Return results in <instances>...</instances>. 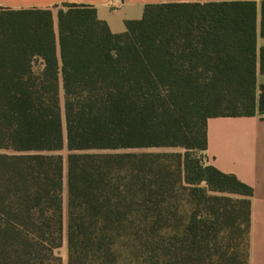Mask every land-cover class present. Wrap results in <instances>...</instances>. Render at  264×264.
Returning a JSON list of instances; mask_svg holds the SVG:
<instances>
[{
    "label": "trees",
    "instance_id": "obj_1",
    "mask_svg": "<svg viewBox=\"0 0 264 264\" xmlns=\"http://www.w3.org/2000/svg\"><path fill=\"white\" fill-rule=\"evenodd\" d=\"M126 27L0 9V264H63L65 147L68 264H249L254 191L194 153L210 118L264 116L256 2L147 6ZM151 148L185 152L174 169L127 152ZM177 187L190 210L159 209Z\"/></svg>",
    "mask_w": 264,
    "mask_h": 264
},
{
    "label": "crops",
    "instance_id": "obj_2",
    "mask_svg": "<svg viewBox=\"0 0 264 264\" xmlns=\"http://www.w3.org/2000/svg\"><path fill=\"white\" fill-rule=\"evenodd\" d=\"M256 2L257 4V98L264 85L261 71L263 0H0L2 10L49 9L55 26L58 12L67 5H84L96 9L98 18L107 23L114 34L127 30L126 23L143 18L147 6L168 4H213ZM57 28V27H56ZM207 165L235 176L250 186L251 198L249 264H264V116L215 117L207 121V150L203 153Z\"/></svg>",
    "mask_w": 264,
    "mask_h": 264
},
{
    "label": "rangeland",
    "instance_id": "obj_3",
    "mask_svg": "<svg viewBox=\"0 0 264 264\" xmlns=\"http://www.w3.org/2000/svg\"><path fill=\"white\" fill-rule=\"evenodd\" d=\"M57 27V25H56ZM57 29V28H56ZM61 102L62 106L64 104V94L63 90L61 91ZM66 135V132H65ZM129 153H149V154H158L160 156H167V158L163 157V161H167L170 165H172V169L176 166V162L178 158L176 157L178 154H184L185 150L182 148H151L144 150H129ZM64 159V192H63V214H64V239L63 245L60 249H58V255L62 258L63 264H68V250H67V233H68V155L69 152L65 147L60 153ZM198 159L203 161L204 164L207 165L204 154L203 153H194ZM172 193L178 198L174 199L170 205H164L159 207V209L163 208L165 210H169L174 213L179 208V211H188L190 210V206L186 205L185 201H180L179 199H184V192H182L179 187L175 188ZM180 201V202H179ZM178 204L180 205L178 207Z\"/></svg>",
    "mask_w": 264,
    "mask_h": 264
}]
</instances>
